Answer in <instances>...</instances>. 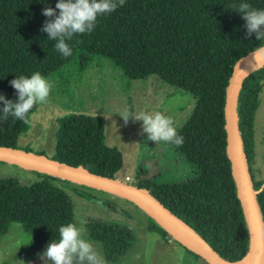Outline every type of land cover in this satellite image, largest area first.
Here are the masks:
<instances>
[{
	"label": "trees",
	"instance_id": "obj_1",
	"mask_svg": "<svg viewBox=\"0 0 264 264\" xmlns=\"http://www.w3.org/2000/svg\"><path fill=\"white\" fill-rule=\"evenodd\" d=\"M57 2L0 0V95L15 103L18 97L10 81L16 77H30L34 72L46 77L67 66L83 71L94 58L108 60L129 79L155 76L190 94L195 100L193 111L178 129L184 144H168L188 165L189 176L172 183L152 180L133 186L146 190L192 228L220 260L231 264L243 260L248 253V235L225 153L223 103L234 64L264 41H257L254 35L245 39L246 22L229 7L241 0H125L116 11L99 17L92 33L67 41L72 48L67 58L55 49L56 41L40 31L51 19L42 11L46 6L54 9ZM245 2L264 9V0ZM262 82L264 66L243 80L236 114L264 225V180L254 181L250 171L253 121ZM35 108L24 121L11 116L0 119V147L19 149L17 139L26 132ZM51 159L112 179L121 166L119 151L104 143L103 118L82 114H68L59 120ZM36 174L38 180L30 185L0 178V237L10 224L20 225L30 236V255L57 241L60 226L73 223L71 199L55 185L63 180ZM85 222L89 238L101 245L105 261L115 262L132 249L134 237L126 226L96 219ZM145 228L164 244L170 239L150 217H146Z\"/></svg>",
	"mask_w": 264,
	"mask_h": 264
},
{
	"label": "rangeland",
	"instance_id": "obj_2",
	"mask_svg": "<svg viewBox=\"0 0 264 264\" xmlns=\"http://www.w3.org/2000/svg\"><path fill=\"white\" fill-rule=\"evenodd\" d=\"M54 84L46 104L36 105L29 116L26 132L19 136L16 146L51 159L54 155L58 122L68 114L100 116L104 120V143L121 154V166L115 179L131 178L138 182L172 183L189 176V167L168 144L148 140L142 121L126 114L161 112L171 117L177 130L193 111L194 98L149 76L144 80L129 79L104 58H94L79 71L67 66L46 76ZM254 114L250 171L254 181L264 180V82L258 95ZM38 172L0 161V178H14L30 185L38 180ZM55 185L71 199L73 223L96 219L114 222L130 229L134 244L130 251L115 262L105 264H206L195 259L172 237L166 244L146 231V217L141 209L119 196L69 181ZM89 238V236H88ZM90 239V238H89ZM91 240V239H90ZM93 241V240H91ZM95 242V241H93ZM30 236L18 224H10L0 237V264H43L40 254H27ZM99 252L102 255L101 247Z\"/></svg>",
	"mask_w": 264,
	"mask_h": 264
},
{
	"label": "clouds",
	"instance_id": "obj_3",
	"mask_svg": "<svg viewBox=\"0 0 264 264\" xmlns=\"http://www.w3.org/2000/svg\"><path fill=\"white\" fill-rule=\"evenodd\" d=\"M124 4L125 0H58L54 9L46 6L42 11L44 17L51 19L45 21L40 31L46 33L49 40L56 41L55 49L63 58H67L72 55V48L67 41L76 35L92 33L99 17L111 14ZM229 7L235 8L236 13L246 22L245 39L254 35L257 41H264V9L253 8L245 0ZM251 54L255 60L264 59V46H257ZM10 86L18 98L14 103L0 95V103L3 104L0 119L7 120L11 116L24 121L36 105L48 102L54 84L40 72H34L30 77H16L10 81ZM130 116L142 121L143 132L155 144L162 142L176 147L183 146L184 137L178 133L171 117L161 112H145L136 116L126 114L124 121L127 122ZM58 232L59 239L51 241L40 254L43 264H105L99 252L101 245L88 238L86 222L62 225Z\"/></svg>",
	"mask_w": 264,
	"mask_h": 264
},
{
	"label": "water",
	"instance_id": "obj_4",
	"mask_svg": "<svg viewBox=\"0 0 264 264\" xmlns=\"http://www.w3.org/2000/svg\"><path fill=\"white\" fill-rule=\"evenodd\" d=\"M251 53L234 64L225 88L223 103L225 153L247 228V255L251 257L250 264H264V225L256 193L252 187L236 114L237 95L243 80L264 66V59L255 60ZM0 161L126 199L153 219L178 244L200 257L206 264H231L220 260L192 228L170 213L144 189L16 148L0 147ZM241 262L242 260L234 264Z\"/></svg>",
	"mask_w": 264,
	"mask_h": 264
},
{
	"label": "bare ground",
	"instance_id": "obj_5",
	"mask_svg": "<svg viewBox=\"0 0 264 264\" xmlns=\"http://www.w3.org/2000/svg\"><path fill=\"white\" fill-rule=\"evenodd\" d=\"M251 262V257L248 255L246 258H244L241 262V264H250Z\"/></svg>",
	"mask_w": 264,
	"mask_h": 264
},
{
	"label": "built area",
	"instance_id": "obj_6",
	"mask_svg": "<svg viewBox=\"0 0 264 264\" xmlns=\"http://www.w3.org/2000/svg\"><path fill=\"white\" fill-rule=\"evenodd\" d=\"M123 182L129 184V182H131V178L125 176Z\"/></svg>",
	"mask_w": 264,
	"mask_h": 264
}]
</instances>
